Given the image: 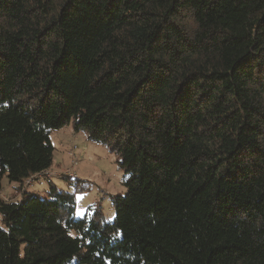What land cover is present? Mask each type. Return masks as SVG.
<instances>
[{
    "label": "trees",
    "instance_id": "trees-1",
    "mask_svg": "<svg viewBox=\"0 0 264 264\" xmlns=\"http://www.w3.org/2000/svg\"><path fill=\"white\" fill-rule=\"evenodd\" d=\"M70 123L118 155L114 219L44 179L0 264H264V0H0V189Z\"/></svg>",
    "mask_w": 264,
    "mask_h": 264
},
{
    "label": "rangeland",
    "instance_id": "rangeland-1",
    "mask_svg": "<svg viewBox=\"0 0 264 264\" xmlns=\"http://www.w3.org/2000/svg\"><path fill=\"white\" fill-rule=\"evenodd\" d=\"M72 123L64 128L52 131L50 140L54 148L53 165L56 173H71L76 176L79 184L88 186V190L75 194V217H85L90 207L99 208L106 221L114 219L113 198L117 194H125V174L119 166L118 155L111 152L101 143L90 141L84 132H76ZM63 177L52 180L58 189L72 191L63 181ZM47 180V179H45ZM37 179L25 188L24 192L43 195L48 189V181ZM6 178L1 182L0 200L5 197L7 202L16 201L5 195L11 189ZM20 190V187H19ZM20 192V191H19ZM19 199L21 195H16Z\"/></svg>",
    "mask_w": 264,
    "mask_h": 264
},
{
    "label": "built area",
    "instance_id": "built-area-1",
    "mask_svg": "<svg viewBox=\"0 0 264 264\" xmlns=\"http://www.w3.org/2000/svg\"><path fill=\"white\" fill-rule=\"evenodd\" d=\"M56 177H63V178H71V179H77V176L71 172V173H56L54 170L50 168L48 169H45L39 173H36V174H33L31 175L30 177H28L26 180L23 181V183L20 185V192H19V195L22 196V194L24 193L25 191V188L29 187L33 181L37 180V179H48V180H51L53 178H56ZM1 200H6L5 197H2ZM21 200V197L18 199V201ZM17 201V202H18ZM6 203H10V202H16V201H10V202H7V201H4Z\"/></svg>",
    "mask_w": 264,
    "mask_h": 264
},
{
    "label": "crops",
    "instance_id": "crops-1",
    "mask_svg": "<svg viewBox=\"0 0 264 264\" xmlns=\"http://www.w3.org/2000/svg\"><path fill=\"white\" fill-rule=\"evenodd\" d=\"M11 186H12L11 189L8 190V192L5 195H9V196H11L10 198L15 199L16 201H18V198L16 197V195L14 196V185H11ZM1 190H0V192H1Z\"/></svg>",
    "mask_w": 264,
    "mask_h": 264
}]
</instances>
